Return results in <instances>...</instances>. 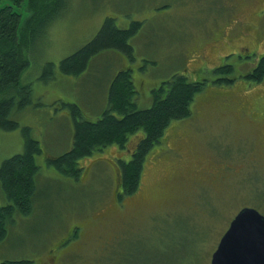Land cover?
Returning a JSON list of instances; mask_svg holds the SVG:
<instances>
[{
  "label": "rangeland",
  "instance_id": "1",
  "mask_svg": "<svg viewBox=\"0 0 264 264\" xmlns=\"http://www.w3.org/2000/svg\"><path fill=\"white\" fill-rule=\"evenodd\" d=\"M61 7L27 48L20 84L31 86L33 103L12 113L20 127L0 130V166L25 151L22 126H30L42 147L35 156L32 210L9 221L0 262L211 264L241 208L264 214V80L247 77L264 54V0H62ZM107 17L122 28L142 22L130 39L132 54L103 50L83 73L62 72L61 60L94 38ZM251 25L262 37L259 52L247 57L242 50L257 42L247 38ZM227 64L233 68L226 70ZM45 66L53 77H42ZM126 67L142 108L175 74L205 80V86L191 114L174 120L148 154L139 188L121 200L119 159L132 151L108 145L84 156L78 178L49 164L47 156L73 145L72 111L63 102L98 117L114 76ZM7 202L0 182V206Z\"/></svg>",
  "mask_w": 264,
  "mask_h": 264
},
{
  "label": "trees",
  "instance_id": "2",
  "mask_svg": "<svg viewBox=\"0 0 264 264\" xmlns=\"http://www.w3.org/2000/svg\"><path fill=\"white\" fill-rule=\"evenodd\" d=\"M2 3H5L1 6ZM62 0H0V130L20 127L11 115L16 108L33 103L29 84L21 85V76L29 64L27 48L59 14ZM27 11V12H25ZM26 14V17H24ZM141 21H133L128 28L119 27L114 17H107L98 33L59 64L62 72L83 73L92 58L103 50L117 49L132 54L131 37L140 30ZM231 64L225 69H232ZM52 67L44 68L42 77L54 76ZM253 81L264 80V55L248 71ZM205 80H191L187 75L175 74L165 84L154 89V101L149 107H138L137 88L130 67L120 69L108 91V106L96 118L84 114L77 103L63 102L71 108L73 145L57 156H47V162L64 174L78 178L80 158L105 146L117 145L120 151H132L129 159H119L118 198L134 193L141 184L147 156L161 143L168 126L176 119L188 117L191 104ZM143 130L135 148L129 147L132 136ZM26 148L6 158L0 166V182L8 202L0 206V242L6 237L8 223L15 213L32 210L39 164L36 154L42 152L39 140L31 136L30 126H22ZM0 264H30L28 259H6Z\"/></svg>",
  "mask_w": 264,
  "mask_h": 264
},
{
  "label": "water",
  "instance_id": "3",
  "mask_svg": "<svg viewBox=\"0 0 264 264\" xmlns=\"http://www.w3.org/2000/svg\"><path fill=\"white\" fill-rule=\"evenodd\" d=\"M211 264H264V214L244 206L222 235Z\"/></svg>",
  "mask_w": 264,
  "mask_h": 264
},
{
  "label": "flooded vegetation",
  "instance_id": "4",
  "mask_svg": "<svg viewBox=\"0 0 264 264\" xmlns=\"http://www.w3.org/2000/svg\"><path fill=\"white\" fill-rule=\"evenodd\" d=\"M261 13H264V9L261 8L260 10ZM251 24V23H250ZM249 27V26H248ZM250 35L249 37H247L249 40H257V42H254L255 43V47L253 48V50H250V46H245V51L242 50V52H247L246 55L247 57H251L253 56L254 54H256L257 52H259V49H257V46H256V43H258V40H260V38L262 36H259V29L255 28L253 25L250 26V28L248 29ZM251 36V37H250ZM261 51H264V49H262ZM260 51V52H261ZM264 55V54H263ZM262 56V55H261Z\"/></svg>",
  "mask_w": 264,
  "mask_h": 264
}]
</instances>
